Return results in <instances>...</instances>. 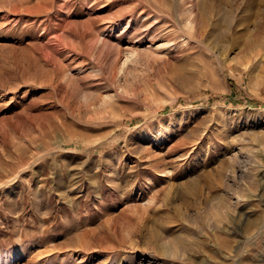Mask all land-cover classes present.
I'll list each match as a JSON object with an SVG mask.
<instances>
[{"label": "rangeland", "instance_id": "1", "mask_svg": "<svg viewBox=\"0 0 264 264\" xmlns=\"http://www.w3.org/2000/svg\"><path fill=\"white\" fill-rule=\"evenodd\" d=\"M0 264H264V0H0Z\"/></svg>", "mask_w": 264, "mask_h": 264}]
</instances>
